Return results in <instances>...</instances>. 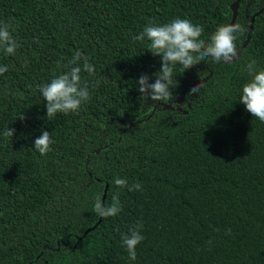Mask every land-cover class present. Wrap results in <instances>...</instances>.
Returning a JSON list of instances; mask_svg holds the SVG:
<instances>
[{
	"label": "trees",
	"instance_id": "16d2710c",
	"mask_svg": "<svg viewBox=\"0 0 264 264\" xmlns=\"http://www.w3.org/2000/svg\"><path fill=\"white\" fill-rule=\"evenodd\" d=\"M235 1L0 0V22L21 45L0 52V264H264V123L239 102L247 63L264 70V0H240L237 49L255 19L236 61L177 65L172 96L159 102L136 83H154L161 68L149 42L133 39L147 24L187 18L207 42ZM77 51L94 67L81 72L91 99L49 119L39 87ZM44 131L54 143L41 155ZM105 190L106 206L119 196L116 216L94 211ZM137 222L144 240L132 261L121 236Z\"/></svg>",
	"mask_w": 264,
	"mask_h": 264
},
{
	"label": "clouds",
	"instance_id": "9594fccd",
	"mask_svg": "<svg viewBox=\"0 0 264 264\" xmlns=\"http://www.w3.org/2000/svg\"><path fill=\"white\" fill-rule=\"evenodd\" d=\"M14 31L11 23L0 22V52L6 55H15L21 46ZM244 31L245 28L240 23H222L216 27L206 42L201 38L204 32L203 26L193 24L190 19L178 17L163 24L150 22L133 39L136 41L146 39L149 42L150 52L161 58V68L154 83H149L150 77L142 74L136 81L138 91L153 102L167 100L172 96V89L176 86L173 74L177 65L185 71L207 58L217 63L232 62L237 56V37ZM81 60H83L82 67L79 64ZM255 66V60H250L246 65L250 79L242 85L239 102L252 117L264 123V70L257 71ZM7 70L6 65L0 66V75ZM82 71L93 73L94 67L87 62V58L83 57L82 53L77 51L69 61L67 71L54 76L49 83L39 87V93L46 101V116L49 119L57 113L67 115L78 112L81 105L91 99L88 83L82 82ZM201 87V83L194 85L190 88V94L198 93ZM20 118L23 119V116L20 115ZM14 131L8 128L4 136L12 137ZM53 143L51 135L44 131L34 140V148L41 155H45L51 151ZM114 184L120 188H127L128 191L142 190V185L138 183L129 185L126 178H116ZM94 211L102 218L116 216L122 211L119 196L113 195L111 204L106 206L97 195ZM142 229L143 224L137 222L121 236L129 260L135 261L137 258V246L144 240ZM228 234H231V229L228 230Z\"/></svg>",
	"mask_w": 264,
	"mask_h": 264
},
{
	"label": "water",
	"instance_id": "95a60500",
	"mask_svg": "<svg viewBox=\"0 0 264 264\" xmlns=\"http://www.w3.org/2000/svg\"><path fill=\"white\" fill-rule=\"evenodd\" d=\"M239 3H240V0H236L232 5H231V10H232V19H231V22L230 24L232 23H235L236 21V18H237V13H238V8H239ZM264 11V7L257 13L255 14V16L259 15L260 13H262ZM255 16L251 18V23H250V26H249V30H248V34H247V38L246 40L241 44V46L238 48L237 50V56L233 58V61H236L240 55H241V52L243 51V49L247 46L250 38H251V34H252V29H253V24H254V19H255ZM230 62V63H232ZM225 63V62H224ZM225 64H229V63H225ZM207 80L206 79H203V80H200V81H197L195 83H193L192 85H190L183 93H181L179 95V97L176 99L175 103L176 104H182L184 102V93L189 90L191 87H193L194 85L198 84V83H204L205 81ZM165 108L167 109H172L173 107L171 105H168V106H165ZM155 110V108L152 110V114H153V111ZM152 114L148 117V119L152 116ZM133 126V124H130L128 128H131ZM107 147V146H105ZM100 151V149H97L95 150L94 152L95 153H98ZM105 197H106V190L104 191V195H103V198H102V201L104 202L105 200Z\"/></svg>",
	"mask_w": 264,
	"mask_h": 264
}]
</instances>
